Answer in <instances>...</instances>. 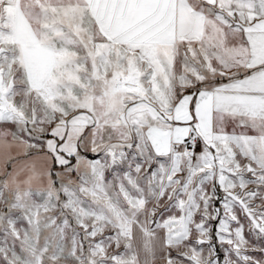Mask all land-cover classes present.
I'll return each mask as SVG.
<instances>
[{
    "label": "snow or ice",
    "instance_id": "obj_1",
    "mask_svg": "<svg viewBox=\"0 0 264 264\" xmlns=\"http://www.w3.org/2000/svg\"><path fill=\"white\" fill-rule=\"evenodd\" d=\"M0 264H264V0H0Z\"/></svg>",
    "mask_w": 264,
    "mask_h": 264
}]
</instances>
